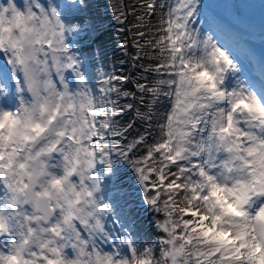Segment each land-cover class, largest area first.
<instances>
[{
    "label": "snow or ice",
    "instance_id": "obj_1",
    "mask_svg": "<svg viewBox=\"0 0 264 264\" xmlns=\"http://www.w3.org/2000/svg\"><path fill=\"white\" fill-rule=\"evenodd\" d=\"M83 7L0 2V264H264V83L203 0H148L147 75L91 87L69 40ZM121 162L163 217L153 244L107 227Z\"/></svg>",
    "mask_w": 264,
    "mask_h": 264
},
{
    "label": "rangeland",
    "instance_id": "obj_2",
    "mask_svg": "<svg viewBox=\"0 0 264 264\" xmlns=\"http://www.w3.org/2000/svg\"><path fill=\"white\" fill-rule=\"evenodd\" d=\"M139 1L84 0L82 10H73L74 14L84 22V30L79 35L70 36L69 40L72 48L83 62L82 71L85 72L91 87L99 88L100 82L108 79L123 82L124 78L127 77L129 78L128 90L133 91L134 86L132 82L143 75H147L143 70L151 66L149 61L153 53L151 48L146 45L148 41L156 38V29L159 24L156 25L155 23L156 21L159 23L161 10H157L156 15L153 17H149L147 11L136 14L135 11H142L140 4L136 7L134 5L135 2ZM231 1L203 0L205 10L202 19L206 22L208 21L210 17L209 8L211 5H214L210 20L214 24L222 26L224 29L222 38L233 47L240 61H242L243 57H246L254 62V56H257L258 50L264 47V41H255L250 39V37H246L247 39L243 40L246 45H243L238 40L243 45L240 48L232 38L236 33L244 29L248 33L257 32L262 37L264 36V0H251L254 5L255 16L250 20L239 17L233 9ZM15 2L20 8L24 7L25 0H15ZM56 2H66V0H56ZM159 2L171 4L174 0H160ZM149 18L152 20L150 22L152 26H149V23L146 21ZM102 28L105 31L104 35L99 38L100 43L96 45L99 37V33L96 31ZM225 31L226 34H224ZM138 32L146 33L143 39L138 35ZM129 34L131 37L127 40ZM109 40L111 43L108 42ZM121 44L125 46L127 58L118 52ZM145 53L148 55L145 56ZM138 57L144 58L139 59ZM247 62L249 61L247 60ZM256 65H260L264 72V66H262L260 60L256 61ZM3 66L4 61L0 60V67ZM259 71L261 70L259 69ZM258 75L262 77V74L259 73ZM66 77L70 86L74 88L77 83L74 74L69 71L66 73ZM138 101L139 96H137L136 101L129 100L127 102L138 103ZM168 104L169 101H165L163 110L166 111ZM144 127L146 125H137L135 131L142 132ZM135 131L133 134H135ZM116 142L119 143V141ZM117 168L120 177L118 188L112 189L114 201L110 200L109 202L114 203L118 222L114 223L109 219L107 220V227L114 235L130 234L138 248L147 244H153L160 237L157 223L163 217L145 202L141 185L136 181L135 173L132 172L131 167L121 162L117 165ZM116 244L120 245L122 252H127L126 247L121 245L119 240L116 241ZM100 247L105 251L113 250L111 245L107 243H101Z\"/></svg>",
    "mask_w": 264,
    "mask_h": 264
},
{
    "label": "water",
    "instance_id": "obj_3",
    "mask_svg": "<svg viewBox=\"0 0 264 264\" xmlns=\"http://www.w3.org/2000/svg\"><path fill=\"white\" fill-rule=\"evenodd\" d=\"M233 7L236 11L246 17H251L254 10L252 3L248 0H234Z\"/></svg>",
    "mask_w": 264,
    "mask_h": 264
},
{
    "label": "trees",
    "instance_id": "obj_4",
    "mask_svg": "<svg viewBox=\"0 0 264 264\" xmlns=\"http://www.w3.org/2000/svg\"><path fill=\"white\" fill-rule=\"evenodd\" d=\"M145 9V8H144ZM142 10V9H141ZM145 11H147V9H145ZM144 12V11H143ZM138 13H141V11H139V12H137V14ZM104 35V33L101 35V36H103ZM101 36H99L98 38H101ZM107 40V39H106ZM105 41V40H104ZM109 43H111V41L109 40L108 41ZM104 60V59H103ZM159 105V103L157 104V106ZM156 111H157V113H158V116H157V118L159 117V112H158V110L156 109Z\"/></svg>",
    "mask_w": 264,
    "mask_h": 264
},
{
    "label": "bare ground",
    "instance_id": "obj_5",
    "mask_svg": "<svg viewBox=\"0 0 264 264\" xmlns=\"http://www.w3.org/2000/svg\"><path fill=\"white\" fill-rule=\"evenodd\" d=\"M258 72H259V68L256 69V73H258ZM257 77L260 79V76L259 75H257Z\"/></svg>",
    "mask_w": 264,
    "mask_h": 264
}]
</instances>
